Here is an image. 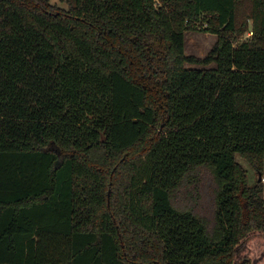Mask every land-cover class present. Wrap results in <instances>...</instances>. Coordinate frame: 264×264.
Instances as JSON below:
<instances>
[{"label":"trees","instance_id":"16d2710c","mask_svg":"<svg viewBox=\"0 0 264 264\" xmlns=\"http://www.w3.org/2000/svg\"><path fill=\"white\" fill-rule=\"evenodd\" d=\"M61 1L0 0V264H264V0Z\"/></svg>","mask_w":264,"mask_h":264},{"label":"rangeland","instance_id":"374dc122","mask_svg":"<svg viewBox=\"0 0 264 264\" xmlns=\"http://www.w3.org/2000/svg\"><path fill=\"white\" fill-rule=\"evenodd\" d=\"M47 1L54 8H57L62 11L67 10V5L63 3L61 0H47ZM246 37L247 35L243 36L242 38L244 39ZM215 40L216 37L214 35L204 34L199 31L186 33L185 54L188 56L193 55L199 58H203L210 51V49L214 45ZM187 67L193 68L195 66L187 65ZM236 161L245 171L247 183L249 185L252 186L255 184V182L259 181V176L257 172L254 171L252 166L245 159H242L240 158V156H237ZM109 194L110 192L108 191L107 193L108 203H109ZM262 198L264 199V179L262 180Z\"/></svg>","mask_w":264,"mask_h":264},{"label":"water","instance_id":"95a60500","mask_svg":"<svg viewBox=\"0 0 264 264\" xmlns=\"http://www.w3.org/2000/svg\"><path fill=\"white\" fill-rule=\"evenodd\" d=\"M261 180V177L259 176V181Z\"/></svg>","mask_w":264,"mask_h":264}]
</instances>
